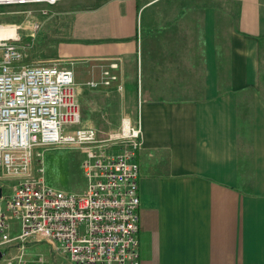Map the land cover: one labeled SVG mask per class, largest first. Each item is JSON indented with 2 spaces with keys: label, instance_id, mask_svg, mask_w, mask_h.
I'll return each instance as SVG.
<instances>
[{
  "label": "crops",
  "instance_id": "0c3cea01",
  "mask_svg": "<svg viewBox=\"0 0 264 264\" xmlns=\"http://www.w3.org/2000/svg\"><path fill=\"white\" fill-rule=\"evenodd\" d=\"M52 5L77 11L68 31L87 38L68 36L53 62L88 59V81L120 60L119 80L78 102L81 125L104 136L141 121L142 264H264V0Z\"/></svg>",
  "mask_w": 264,
  "mask_h": 264
},
{
  "label": "built area",
  "instance_id": "2783aa9c",
  "mask_svg": "<svg viewBox=\"0 0 264 264\" xmlns=\"http://www.w3.org/2000/svg\"><path fill=\"white\" fill-rule=\"evenodd\" d=\"M12 25L0 24V264H142L140 119L123 118L106 136L82 126L74 71L57 62L22 64L19 26L7 33ZM94 67L100 77L88 86L119 80V59H103ZM58 144L85 151L81 167L88 185L82 193L45 181L42 158ZM38 243L49 246L50 258L25 256Z\"/></svg>",
  "mask_w": 264,
  "mask_h": 264
},
{
  "label": "rangeland",
  "instance_id": "374dc122",
  "mask_svg": "<svg viewBox=\"0 0 264 264\" xmlns=\"http://www.w3.org/2000/svg\"><path fill=\"white\" fill-rule=\"evenodd\" d=\"M61 2H59L57 7H60ZM25 7L33 8L35 12L29 16L28 9ZM55 7L48 2H0V24L21 26L20 28L18 27V32L21 36L20 45L24 47L22 64L38 65L52 63L54 60L50 59V57L56 55V51L60 50V47H58L60 43L67 40L66 38L72 34L74 35H72L71 40L73 44L78 46L87 44V38L79 37L78 35L77 31H79V27H76L75 33L68 31L71 22H74V19L78 16L77 11L63 13L64 9L58 11L53 9ZM29 20L42 22V27L33 31V33L28 32V30L26 31L24 24L29 23ZM60 64L74 71L75 80L77 79V73L81 71L82 78L78 79L77 84L78 96L80 95V99L83 101L82 109H87L90 88L86 81V76L88 78L86 73L89 71L88 59L70 58L61 61ZM80 99L78 97V100ZM99 129L104 130L106 128L100 127ZM84 154L85 151L83 149L63 144L50 146L49 149L45 150L42 165L44 167L43 176L47 185L69 193H82L88 185V179L85 177L81 167V160ZM14 224L18 226V223ZM49 250V246L46 243L33 244L27 248L25 256L34 258L40 254H44V256L50 258Z\"/></svg>",
  "mask_w": 264,
  "mask_h": 264
},
{
  "label": "bare ground",
  "instance_id": "6f19581e",
  "mask_svg": "<svg viewBox=\"0 0 264 264\" xmlns=\"http://www.w3.org/2000/svg\"><path fill=\"white\" fill-rule=\"evenodd\" d=\"M7 33L13 34L14 33V27H8Z\"/></svg>",
  "mask_w": 264,
  "mask_h": 264
},
{
  "label": "water",
  "instance_id": "95a60500",
  "mask_svg": "<svg viewBox=\"0 0 264 264\" xmlns=\"http://www.w3.org/2000/svg\"><path fill=\"white\" fill-rule=\"evenodd\" d=\"M1 192V191H0ZM2 257V251H0V258Z\"/></svg>",
  "mask_w": 264,
  "mask_h": 264
}]
</instances>
